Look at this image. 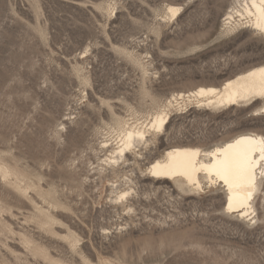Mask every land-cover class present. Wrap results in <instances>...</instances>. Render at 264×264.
Listing matches in <instances>:
<instances>
[{"label": "rangeland", "instance_id": "rangeland-1", "mask_svg": "<svg viewBox=\"0 0 264 264\" xmlns=\"http://www.w3.org/2000/svg\"><path fill=\"white\" fill-rule=\"evenodd\" d=\"M237 2L0 0V264H264V181L245 221L225 212L220 184L147 180L162 144L210 150L264 135V101H179L136 162L117 172L104 162L116 117L148 123L178 91L264 63V37L246 20L228 30ZM169 5L182 10L165 20ZM126 177L135 194L114 201Z\"/></svg>", "mask_w": 264, "mask_h": 264}, {"label": "bare ground", "instance_id": "bare-ground-1", "mask_svg": "<svg viewBox=\"0 0 264 264\" xmlns=\"http://www.w3.org/2000/svg\"><path fill=\"white\" fill-rule=\"evenodd\" d=\"M237 3L238 7L226 14L228 30L234 29L236 17H240L247 21L246 28L264 37V0H238ZM181 10L180 6L169 5L165 20L175 19ZM192 98L197 100L199 105L205 104L207 107L216 108V110L218 107L236 108L242 104H260L264 101V63L226 79L221 85L206 84L196 86L188 92L178 91L166 102L164 109L161 108V110L153 112L148 123L146 121L143 124H138L140 122L137 123L135 119L136 123H129L116 117L118 142L116 148L113 147L111 156L104 162L113 168L114 172H117L116 168L119 166H131L133 155H136L133 158L134 161L137 160V149L150 148L153 136L165 133L169 129L171 109L175 107L174 104L176 103L179 107L181 101L184 102L186 99L190 101ZM154 103L158 102L154 101ZM255 111L258 113L264 111V104ZM109 143L105 141L100 148L107 149L110 146ZM183 143L170 146L160 145L165 150L164 156L156 158L151 162L149 168L147 167L149 172L147 180L156 185L174 182L180 188L186 187V189L198 192L204 191L207 186L220 184L227 194L224 204L225 212L237 214L245 221L246 219L253 220L254 201L264 181V135L243 132L210 150H203ZM122 181H126V185L129 187L127 190L121 191L116 186L117 189L114 191L116 198L112 197L114 201L121 203L128 201L135 194L131 186L133 179L126 177V180ZM130 210L132 211V209Z\"/></svg>", "mask_w": 264, "mask_h": 264}]
</instances>
